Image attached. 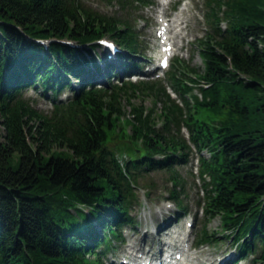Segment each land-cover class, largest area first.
Masks as SVG:
<instances>
[{"label":"trees","instance_id":"1","mask_svg":"<svg viewBox=\"0 0 264 264\" xmlns=\"http://www.w3.org/2000/svg\"><path fill=\"white\" fill-rule=\"evenodd\" d=\"M203 2L209 28L195 39L201 65L173 56L164 73L179 105L159 79L122 77L144 57L125 16L77 0H0V264H88L89 256L105 264L101 252L135 222V190L149 172H167L172 215L186 211L174 166L188 163L193 149L196 203L220 227L202 222L197 243H216L222 233L238 257L264 264V0ZM103 35L118 48L113 60L97 42ZM190 82L204 84L200 97ZM26 86L50 99L47 112L22 95ZM138 95L152 99L145 111L130 101ZM122 99L130 133L119 136L134 149L120 159L110 133L120 127Z\"/></svg>","mask_w":264,"mask_h":264},{"label":"rangeland","instance_id":"2","mask_svg":"<svg viewBox=\"0 0 264 264\" xmlns=\"http://www.w3.org/2000/svg\"><path fill=\"white\" fill-rule=\"evenodd\" d=\"M81 6L89 9H94L99 12H102L107 15H114L117 17L125 16L130 24L135 26L136 31L139 32L138 38L141 44V48L144 49L143 63L147 60L153 61V56L155 50L157 49L155 41V34L159 29V22L157 21V14L162 9V5L159 7L156 5V0H150L149 3L142 4L134 2L135 6L127 5L121 7L120 2L117 0H77ZM204 0H171V2L177 3L173 8L170 9L167 6L166 19L176 16V14H181L183 16V22L178 31V35L175 38V45L173 46V54L171 56H178L180 59H183V62L188 63L189 65L195 66L198 68L201 65V59L197 53V48L195 46V39L202 36L205 31L208 30L209 25L204 16ZM171 3V4H174ZM171 6V5H170ZM173 9V10H172ZM180 9V10H179ZM158 23V27L154 29ZM154 29V30H153ZM104 38L107 35H103ZM109 38V37H107ZM44 40L43 42H47ZM161 38L159 37L158 44L160 43ZM137 55V54H135ZM139 56V55H137ZM114 57L112 58V60ZM114 69L117 68V61L112 63ZM147 66H143L142 70L146 69ZM165 69L158 71L157 74H148L149 77H154L160 80V83L163 85L169 94V97L173 98V102L181 105V98L178 95V92L170 85L168 79L164 78ZM145 75H137L132 78L136 79H153V78H144ZM198 95V89L196 86H193L192 92ZM65 90L59 93L58 96H63ZM22 95L25 97L31 98V103L39 110L47 112L51 106L50 100L46 97H42L38 94L37 90H34L30 86H26L25 90L22 91ZM133 96L130 98L131 103H140L143 110L145 111L148 107L152 105V99L149 95H144L140 97ZM190 100V98H188ZM122 107L125 112L118 115V121L120 127L117 124L114 125L110 135L112 134L113 144L111 146H116L118 152L122 150L120 154L126 153L131 154L132 148L128 146L130 139L127 135L119 136L120 129H123L124 133L129 135L130 127L129 123L126 122V119L130 121L129 116L131 113L129 111V104L123 99L121 100ZM159 102L156 103L158 105ZM155 107V106H153ZM156 110L158 107H155ZM143 114V113H142ZM154 115L155 126L160 125V116L156 117ZM180 128L179 132L182 134ZM0 126V132H1ZM185 135V133H183ZM127 145L128 149H125ZM203 155H206L207 152L203 149L201 151ZM194 163V154L192 155L190 161L186 164H177L174 168L180 173L183 184L182 190H180V199L187 204L186 213L179 217V220H176L172 217L171 212L174 210V205L170 201H165L167 196L168 187L170 182L167 180L166 171H151L141 179H139L140 187L136 188L135 193L138 199V203L135 204L133 208V215L135 223L133 225H123L121 228V241L113 239L110 244L112 245L109 249V252L105 254L101 252V259L105 264H111L110 259L115 263L118 260H121L123 264L125 260L130 256L127 251L130 245H134L137 249L141 248L144 252L152 253L157 249H161L157 239L163 242V244L170 242H181V238L185 237L187 241L184 243L185 246V255L192 259V261H187L185 264H222L221 259L227 256L230 253H233L234 246L229 238L224 237L220 234L219 241L217 244H203L200 246L194 245V240L196 237L197 231L202 227V222L205 221L206 229L208 230H219V219L218 216L207 217L203 219V212L196 203V200L201 194V179L199 178L196 170L193 169ZM148 191V192H147ZM169 217V220L167 218ZM163 219V220H162ZM166 219V220H164ZM164 221V222H163ZM168 221V222H167ZM158 222L162 224L161 228L154 230L156 226L154 224ZM189 224V225H188ZM164 231H166L164 233ZM179 231H183L178 239H176V234ZM163 238V240L160 237ZM168 244V243H167ZM190 244V245H188ZM188 245V246H187ZM89 256L87 260L89 261ZM87 261L88 264H90ZM184 261V260H183ZM231 264V263H230ZM235 264H260L259 261L251 262L248 257L238 260Z\"/></svg>","mask_w":264,"mask_h":264},{"label":"bare ground","instance_id":"3","mask_svg":"<svg viewBox=\"0 0 264 264\" xmlns=\"http://www.w3.org/2000/svg\"><path fill=\"white\" fill-rule=\"evenodd\" d=\"M166 10H167V6L165 3L162 2V9L157 14V21L159 22L160 26L156 33H158L159 37L161 38L160 47L161 46L166 47L167 45L170 46L168 49L164 51V53H162V55H168L170 52H173V46L175 45V38L177 37L178 31L183 22V16H181L180 13L176 14V16L174 17H171L170 19H166L165 17L160 18V21H159V16L165 15ZM159 50H161V48ZM180 240L181 242L178 244H176L175 241L174 242L168 241L167 242L168 244L165 243L166 244L165 250L167 251L169 250L168 251L169 254H174L178 252L179 257L176 259V262L174 264H185L187 261L193 262L194 261L193 259L195 257H192L191 259L187 255H185L186 244L184 242L187 240L185 239V237L181 238ZM129 248L131 249L127 251V253L130 254V257L128 256V259L125 260L124 264H133L134 263L132 261L133 259L134 261L138 260L136 261V263L139 264L141 255H143L144 257H147V255H149V259L154 261L156 257L154 255L160 250V249L159 250L157 249L156 251L152 253H148L147 251L144 252L141 248L137 249L134 245H130ZM147 264H150V263H147Z\"/></svg>","mask_w":264,"mask_h":264}]
</instances>
